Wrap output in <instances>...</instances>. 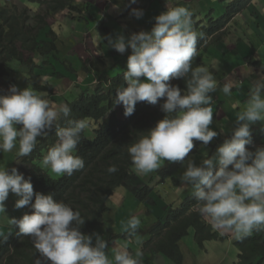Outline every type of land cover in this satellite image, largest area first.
I'll return each instance as SVG.
<instances>
[{
	"label": "clouds",
	"instance_id": "clouds-1",
	"mask_svg": "<svg viewBox=\"0 0 264 264\" xmlns=\"http://www.w3.org/2000/svg\"><path fill=\"white\" fill-rule=\"evenodd\" d=\"M33 1L39 5L37 22L39 24L45 22L43 29L47 28L49 32L51 30L54 32L53 42L59 47L58 53L65 56L69 50L58 45V37L60 35L68 37L72 32L73 23L80 34L82 31L80 20L89 16V9L98 8L89 0H66V8L54 13L42 3L49 0ZM219 1L223 5L227 1L223 7L224 14L225 8L231 1ZM257 1L252 0L245 10L208 43V49L203 53V57L206 61L212 58L219 65L215 76L206 67H193V60L198 55V51L197 34L192 26V13L201 15L202 18L211 16L215 19L213 15L218 7L217 2L213 1V4L209 5V11L199 12L197 0H184L186 5L192 4L189 9L183 5L173 6L156 15L148 22L150 25L155 21L150 31L133 33L127 38L124 35H117L114 39L112 36L103 38L107 40V47L124 56L130 54L128 58L122 56L111 61L112 50L106 48L104 41L99 42L93 50L89 41L95 36V32L90 31L86 37V45L89 46L88 50L93 57L90 62L84 61L82 67H77L71 60H60L58 62L62 69L70 75L65 76L57 72L53 75L48 73L47 68L44 69L48 65L54 67L53 69L56 68V64L50 63L51 60H57L53 57L38 71L35 81L43 85L48 83L47 85L54 88V92L47 91L44 97L36 94L31 88L20 89L18 83L11 81L14 80L13 73L10 77L6 74L0 77V83L12 85L7 94L0 89V159L5 160V153L14 150L16 153L14 167L10 169L0 167V213L5 212V201L10 192L18 197L15 208L30 206L34 210L32 214H24L20 219L11 218L10 223L19 230V235L31 238L36 252L39 253L35 264H48V262L50 264H113L106 253L107 241L95 235V243H93L92 235H85L80 231L85 219L78 210H74L63 201L56 202L51 194L34 193L30 178L25 179L38 162L42 169L49 170V175L54 173L60 177L71 176L75 171L83 169L84 160L75 153L80 143V134L85 129L90 164H95L90 156L91 150L99 144L97 141L99 124L107 119H103L98 124L96 120L91 119L89 125L83 119L69 120L67 127H59L58 122L61 118H67L71 114L69 103L78 105L83 100V103L86 102L85 99L93 95L99 87L101 77L117 78L123 75L126 86L121 85L117 88L114 104L123 105L126 117L133 114L139 102L156 105L161 98H164V103L161 105V111L165 113L164 118L158 121L155 127L142 133L136 142L127 148L134 166L133 176L152 177L155 171L163 167L164 164H161L164 161H184L194 148V140L201 141L207 146L218 136L217 131L210 128L213 123L211 107L213 98L210 94L215 92L219 85L223 86L225 98L238 88L241 89L239 84H236L231 90V85L225 84L223 79L219 78L222 70L225 68L231 74L239 75L242 66L252 67L253 71L258 73L264 68V57L257 54L254 46H251L252 55L244 56L239 53L242 58L233 55L237 52L235 47L245 42L242 36L245 34L237 40L232 39L233 36L244 33L250 24L257 23L259 16H254L256 12L251 11L257 5ZM136 2L137 0H130L131 4ZM156 2L158 1L149 4ZM108 3L109 0H105L100 4V9H104L105 4ZM15 6L18 8L17 5ZM12 7L7 3L4 8ZM25 11L27 12V7ZM130 15L140 19L144 12L142 9H132ZM92 17L99 22L96 16ZM2 22L5 23L0 18V23ZM148 23H145L144 27ZM29 24L36 26L30 23V18ZM105 28V24L98 27L102 32ZM218 43L223 48L220 56L216 53L208 54V50L216 49ZM230 48H234L232 52ZM226 57L233 58L237 62L234 71L227 68ZM95 59H100L99 65L93 64ZM240 59L245 62L241 63ZM8 65L16 70L14 63ZM86 66L88 70L85 69ZM99 70L105 74L97 77ZM40 72H44V75H40ZM78 72L80 76L75 75L74 79L72 74ZM90 75L96 78L97 83L93 93L88 91L90 85H84ZM48 78L62 79L63 82L71 83L70 90L64 92L63 87L56 88ZM179 79L186 82V90L183 94L177 85L170 83ZM219 82L221 83L217 85ZM70 93L72 98L67 99ZM53 101L59 106L54 105ZM239 111L230 138L224 140L211 158L203 159L198 166L191 159L186 160V168L181 177L178 175L180 170L174 175L192 187L197 201L196 207L214 229L233 232L237 237L251 235L254 230L264 231V146L256 147L255 150L246 148V145L252 144L251 135L258 133L264 126L261 122L252 127L257 122L264 121V76L252 84L246 106ZM55 127L56 133H54ZM56 137V142L50 146V139ZM37 148L43 149L42 154L34 152ZM117 170L115 165L108 168L109 173ZM107 217L108 214L106 219ZM140 223L135 216L126 222L125 231L130 240L138 235L140 228H143L139 226ZM125 233L120 235V238ZM129 251L132 252L131 249L127 250V245L115 251L114 264H142V260L139 259L141 250L136 253V257Z\"/></svg>",
	"mask_w": 264,
	"mask_h": 264
},
{
	"label": "trees",
	"instance_id": "trees-1",
	"mask_svg": "<svg viewBox=\"0 0 264 264\" xmlns=\"http://www.w3.org/2000/svg\"><path fill=\"white\" fill-rule=\"evenodd\" d=\"M117 1L120 2V0ZM139 1L153 3L160 0ZM251 1H231L225 8L223 16L218 20L212 19L210 16L202 18L201 15H193L192 13L198 51V55L193 60V67H206L214 76L218 73L219 65L217 62L209 58L207 61L211 62L208 63L204 59L203 53L208 49L210 40L215 38L218 32L245 10ZM42 3L54 13L66 8V0H49L42 1ZM122 5L127 10H132L128 1H123ZM0 18L5 21V23H0V77L4 74L10 77L11 73L16 75L20 71L26 72L29 79L33 78V81L30 80L31 89L54 92V88L47 85L48 83L43 85L35 81L38 71L47 65L50 59L58 57L59 47L53 42L54 32L51 30V32L46 33L42 30L43 26L46 25L45 22L36 26L30 25L27 12L19 11L16 6L0 11ZM93 20L96 21V18L93 17ZM40 21L43 22L41 19ZM40 26L42 27L40 28ZM148 26L149 23L145 25V27ZM15 61L19 62L17 70H13V67L8 65V63H15ZM85 69L88 70L87 66ZM11 81L14 82L12 79ZM100 82L95 93L85 99L86 102L83 103V100L78 105L69 103L70 116L61 118L58 122L59 127H67L69 120L83 119L89 125L91 119L96 120L97 124L103 119H107L104 123L99 124L100 131H98L97 137L99 144L91 150L90 156L95 164H90L88 149L86 148L88 143L86 141L87 130L85 129L80 134V143L75 153V155L83 158V169L75 171L71 176L63 175L55 178L53 175H49L48 169H42L40 162H38L32 173L25 177V179L30 178L34 193L51 194L56 202L63 201L74 210H78L85 219V223L80 228L82 234L85 235H90L96 228L105 223L106 214L110 211L109 200L118 189L124 187L134 178L132 173L134 166L127 152L128 146L135 143L142 133L155 127L156 123L165 116V113L161 111L164 98H161L156 105L139 102L135 106L133 114L126 117L123 105L114 104L117 88L121 85L126 86L123 75H119L117 78L101 77ZM170 83L177 85L182 94L186 90V82L183 79L173 80ZM56 132L55 127L54 133ZM56 140L57 137L50 139V146ZM251 141V145H246L249 150L264 146V126L252 136ZM193 143L194 148L184 161L168 163L155 171L152 177H148L147 184L136 192L135 199L138 204L158 207L161 202L166 203L164 196L167 194L162 193V189L167 190L166 187L156 190L154 186L149 184L159 181L160 184L169 182L175 187L180 186V182L174 175L186 160L198 152L199 146L203 142L193 141ZM42 151V148H37L34 152L42 154ZM112 165H115L118 170L109 173L108 168ZM156 196L159 197L160 201L156 199ZM196 205L197 201L192 194L184 196L177 202H167L171 211L166 212L164 218L156 220L148 229H144L145 232L148 231L150 237L146 240L144 249L142 248L140 251L139 259L142 260V264H151L150 260L159 258L156 254L158 252L163 254L162 263L164 264L170 260L181 263V243L192 229L195 231V240L200 246H204L210 241L225 239L223 231L214 229L209 220L200 214ZM13 228V232L0 236V264H35L39 253L36 252L31 238L19 235V230L15 226ZM139 232H143V229L140 228ZM122 239L129 241L131 238L126 232ZM233 244L239 253L236 264H264V231L254 230L251 235L234 239Z\"/></svg>",
	"mask_w": 264,
	"mask_h": 264
},
{
	"label": "rangeland",
	"instance_id": "rangeland-1",
	"mask_svg": "<svg viewBox=\"0 0 264 264\" xmlns=\"http://www.w3.org/2000/svg\"><path fill=\"white\" fill-rule=\"evenodd\" d=\"M92 2L95 6H98V8L92 7V9H89V16H87L85 19H81V33L79 34L75 24L73 23L71 27V34L67 36H59L57 39L58 45L61 47H65L69 50L67 55L64 54H58L57 60H51V64H56V68L50 67L48 65L44 69L47 68L48 73H52L53 75L57 73H60L62 75L68 76L70 75L69 72L62 69L60 63L58 61L60 60H71L72 63L76 64L77 67H82L84 61H89L90 59H93L91 52L88 50L89 46L86 45V37L89 35L90 31L95 32V36L99 37L96 38L93 36L90 39V45L92 46V49L95 50L96 47L99 45V42H103L104 45L108 50H112L110 52V58L111 61L115 58H119L124 56V54H120L114 49L107 47V40H104L103 38L106 36H112L113 39L117 35H124L126 38L129 37V35L133 33H139L140 31H150L153 24H150L148 27H144V24L147 23L151 15H159L160 13L164 12L165 10L173 7V6H181L187 7L188 9L192 6V4L186 5L184 3V0H160L156 3H154V8L150 9V4L147 1H139L135 4H131L130 0L129 3L131 5L132 9H142L144 12V15L142 18L137 19L134 16L130 15V12L132 10H127L124 7H122V1L118 2L117 0H109L108 5L105 4L104 9H100V4L104 3L105 0H89ZM211 0H197V5L199 8V12H207L210 10L209 5L211 4ZM214 2H217V8L215 9L214 17L215 20L220 18L223 14V7L226 4L227 1H225L224 5L219 0H212ZM233 1V0H229ZM9 4V6H15L17 5L19 8V11H25L27 7V14L30 18V23L34 25H39L37 22V13L40 11L38 10L39 5L36 3V1L33 0H0V11L6 6V4ZM93 6V5H92ZM118 9H117V8ZM121 8V9H119ZM5 9V8H4ZM114 9V10H111ZM95 10V13H94ZM111 10L109 13L108 11ZM126 13H125V12ZM107 15V18H106ZM92 16H96L99 22L94 21ZM130 17L129 21L127 22L126 19ZM211 18V16H210ZM106 19V21L104 20ZM65 20V19H64ZM119 23V24H116ZM106 26L104 29L105 31L102 32V29H98V27ZM132 27L129 28V27ZM193 26V25H192ZM42 26H40L41 28ZM150 27V28H149ZM238 27V26H237ZM194 28V26H193ZM44 32H49V30L42 29ZM241 30V29H240ZM85 34V36H83ZM45 37V36H44ZM53 38V37H52ZM55 41V39L53 38ZM103 45V46H104ZM215 47L216 49L212 48L210 51L211 54H217L220 56L223 48L220 43H218ZM264 49V47H263ZM130 50V49H129ZM239 49L236 46V53L234 52L233 55L237 57H241L239 53L246 56L245 53H242V47L241 52L238 51ZM131 51V50H130ZM127 52V51H126ZM109 53V52H108ZM130 55V54H129ZM124 56L128 58V56ZM86 59V60H85ZM208 59V58H207ZM228 59L225 61L227 68L230 69V71H234L236 69L235 66H237V62L233 58H225ZM241 63L245 62V60L240 59ZM19 62L14 63V68L17 70L19 66L17 65ZM223 63V61H221ZM94 65L100 64V59H95ZM78 70V68H76ZM28 70V69H27ZM93 74V73H92ZM102 73L101 70L98 71L97 77L101 76ZM254 76H250L253 75ZM257 74V76H255ZM40 75H44V72H40ZM75 75L77 77L80 76V72L76 74H72V77L75 79ZM264 76V68H261V71L258 73L255 70L253 71L252 67L242 66L240 67L239 75L237 74H231L227 69L224 68L222 70L219 78H222L225 84L231 85V90L234 89V86L239 84L241 89L238 88L237 91H239V96L236 95L234 97L235 99H231L230 95L228 98H225V95L222 91L223 86L219 85L216 88V91L211 93L210 95L213 98V103L211 105L212 111H213V123L210 125V128L214 131H217L218 136L213 139L207 146H205L203 143L200 144L198 152L194 155H192L188 160L194 161V163L198 166L203 159L205 158H211V156L216 152L217 148L221 146L225 139L230 138L231 131L235 125V119L236 114L238 112H234V118H231L229 115L231 109H237L238 107L243 110V108L246 106V101L248 100V93L249 89L252 86V84L259 79L260 77ZM89 79H87L86 83L84 85H90L88 86V91L90 93H93L94 88L96 87L97 83L95 82L96 78L93 76H88ZM56 88L63 87L62 91L67 92L70 90L71 83L63 82L62 79H52L48 78ZM14 82L18 83L20 86V89H24L26 87L30 88V79L28 76V73L26 72H17L16 75H14ZM12 86L11 84H5L3 82L0 83V89H3L5 93L7 94L8 89ZM36 94L41 95L44 97L47 94V91H40L38 89H34ZM60 94L59 92H57ZM67 99L72 98V93L68 94L66 97ZM54 105L59 106L54 101L52 102ZM228 103V104H227ZM233 107V108H232ZM231 108V109H229ZM264 123V121L257 122L256 124L252 125L256 126L257 124ZM251 127V128H252ZM253 135H251L252 137ZM196 141V140H194ZM15 150L9 153L4 154V161L0 159V167L4 168H12L14 167V155ZM187 160V161H188ZM187 161L182 165L180 168V171L178 175L181 177L183 172L186 168ZM167 163H174L169 161H164L161 165H165ZM163 165V166H164ZM18 170V169H17ZM55 178H59L60 176L55 175L52 173ZM180 177H176L177 180L180 182V186L175 187L171 183L167 182L165 184H160L159 181H156L152 185L158 190L157 188L166 187L167 190L162 189L163 194H167V196H164L166 198V203L161 202L158 207L154 206H147L145 204H138L137 200L135 199L136 192H138L142 187H144L147 184L148 177H134L130 182L126 183L124 187L118 189L115 193V195L109 200L110 207H113V211L116 210L120 211L121 209L123 218L121 219L122 222H125L127 219L129 220L131 217L135 216L139 220L141 218L138 217V215L142 216V219L145 218L146 224L145 227H143V232H139L138 235H135V237L132 238L130 241H124V240H118L116 238V235L120 231L118 229V226L116 224L117 216L115 221L113 219L107 218L105 223L96 228L92 233H101L103 236H106V241L110 243V246H112L113 238L115 237L114 242L117 241L118 249L121 250L125 245L129 246V249H144L145 241L150 237L148 231H144V229H148L152 224H154L156 221L154 219L158 218H164L166 212L171 211V207L168 208L167 202H172V199L174 198L173 194L179 195L184 194V196L193 195V189L190 185L185 184ZM126 192H129V194H126ZM155 195V194H154ZM18 199V197L15 196L13 193H9L8 199L5 201V212L0 213V236H4L8 233H11L14 231V226L10 223L11 218L20 219L22 218L23 214H29L33 211V209L30 206H25L22 210V213L20 214L18 209L15 208V202ZM156 199L159 200V197L156 196ZM183 199V198H182ZM181 200V199H180ZM160 201V200H159ZM34 203V202H33ZM154 218V219H153ZM149 219V221H148ZM121 221H118L117 223L119 225L122 224ZM125 225L123 226V229H125ZM114 229L116 231H114ZM223 231V230H222ZM126 231H120V233L123 234ZM92 233L90 235H92ZM223 234L225 236L224 240L219 241H210L205 243L204 246H200L197 241L195 240V231L194 229L190 230L189 235H187L182 243H181V250H182V261L181 263L169 261L166 264H236L238 261V249L234 246L233 241L234 239H237V235L233 232H224ZM229 236V237H228ZM228 237V238H227ZM241 237V236H240ZM145 240V241H143ZM124 242V243H123ZM139 250L135 252H130L134 257H136V253L139 252ZM161 261L158 260H150L151 264H164L162 261L164 260L163 254L160 252L156 253ZM138 258V257H137Z\"/></svg>",
	"mask_w": 264,
	"mask_h": 264
},
{
	"label": "crops",
	"instance_id": "crops-1",
	"mask_svg": "<svg viewBox=\"0 0 264 264\" xmlns=\"http://www.w3.org/2000/svg\"><path fill=\"white\" fill-rule=\"evenodd\" d=\"M127 1L129 2V0H127ZM210 2H211L210 5H212L213 1L211 0ZM154 6H155L154 4L150 5V9L152 10L154 8ZM251 11L252 12H256V13H254V16H256V17L259 16L258 20H256L257 23L250 24L249 27L246 28L244 33L243 32H241V34L238 33L235 36H233L232 39H234V40L236 39L237 40V39H239V38H241L243 36L245 42H243L241 44L238 43L239 44L237 46V48L239 49L238 51L241 52V47H242V53H245L246 55H252L253 51H252L251 46H254V50L257 52V54L261 55L262 57H264V49H263V47H264V0H258L257 1V5L255 7H253L251 9ZM154 17H156V16L151 15V18H150L149 21H151ZM129 18L130 17H128V19H126L127 22L130 20ZM129 28H132V27L130 26ZM242 34H245V35H242ZM230 49H227V50H230V52H232L234 48H230ZM220 83L221 82L217 83V85L220 84ZM229 95H230L231 99H235L234 97H236V95L239 96V91H235L234 93H230ZM229 109H231V108H229ZM239 110H240L239 107L236 110L233 108V109H231L229 115L234 116V112H238ZM126 194H129V192H126ZM172 195L174 197L172 199V202H177V201H179L180 199H182L184 197V194H181V193L179 195L172 193ZM22 210H23V208L18 209L20 214L22 213ZM113 210H114L113 207H111V211L108 213V217L107 218H109L111 220L113 219V221H115L116 216H117L116 224L118 226V229L120 231H125V229H123V226L128 221V219L125 222H122L121 219L123 218V215H122L121 209H119L120 211L116 210L115 212ZM138 217L141 218V220H140L141 223H140L139 226L140 227H145V224H146L145 218L142 219L141 215H138ZM161 218H158V219H161ZM158 219H156V220H158ZM156 220L154 219V221H156ZM118 221H121L122 224L119 225L117 223ZM148 221H149V219H148ZM114 231H116V230L114 229ZM120 231L116 235V238L118 240H122V238H120V235H122V233H120ZM95 235L101 236L106 241V236L104 237L103 234L97 232V233H92L93 243H95ZM114 240H115V237L113 238L112 246H110V243L107 241L108 248L106 249V253H107L109 259L113 261V264H114V253H115V251L119 250L117 241L114 242ZM143 241H145V240H143ZM128 249H129V246H127V250ZM137 250H139V249L138 248L137 249H132L131 251L135 252ZM156 260L161 261L160 258H157Z\"/></svg>",
	"mask_w": 264,
	"mask_h": 264
}]
</instances>
